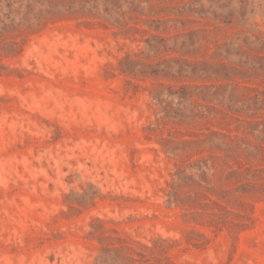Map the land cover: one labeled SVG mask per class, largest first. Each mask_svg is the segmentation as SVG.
I'll return each instance as SVG.
<instances>
[{
  "label": "rangeland",
  "instance_id": "374dc122",
  "mask_svg": "<svg viewBox=\"0 0 264 264\" xmlns=\"http://www.w3.org/2000/svg\"><path fill=\"white\" fill-rule=\"evenodd\" d=\"M0 264H264V0H0Z\"/></svg>",
  "mask_w": 264,
  "mask_h": 264
}]
</instances>
